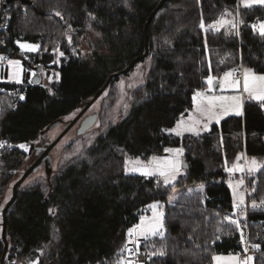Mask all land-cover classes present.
Listing matches in <instances>:
<instances>
[{"label":"trees","instance_id":"1","mask_svg":"<svg viewBox=\"0 0 264 264\" xmlns=\"http://www.w3.org/2000/svg\"><path fill=\"white\" fill-rule=\"evenodd\" d=\"M159 1L7 2L2 50L30 70L42 66L46 75L56 76L49 84L43 72L39 84L31 83L32 74L25 85L3 83L0 139L41 146L42 133L50 124L82 108L112 72L143 53L144 25ZM222 18L236 22L235 27L226 23L210 27ZM262 20L264 5L245 7L238 0L167 2L149 26L152 65L144 83L133 90L130 113L106 125L85 156L50 180L44 176L34 185L20 187L8 212V239L39 264H115L124 254L129 229L140 223L151 205L167 201L176 187L199 181L204 182V191L183 193L165 207L164 236L142 243L148 264H215L213 257L238 252L239 230L224 219L233 217L234 205L226 167L239 149L264 156V110L246 100L242 116L230 115L199 135L177 136L165 130L193 107L195 93L209 87V75L219 78L240 62L264 73V34L253 28ZM91 24L101 34L98 42L108 48L107 53L95 48L93 60L82 53L85 29ZM17 41L39 48L28 53ZM173 146L184 148L188 164L177 183L164 185L157 177L125 173L127 157ZM26 157L8 150L0 158V198ZM262 198L264 170L246 179L253 237L264 227V208H253L252 201ZM2 229L0 215V253ZM256 264H264V244Z\"/></svg>","mask_w":264,"mask_h":264},{"label":"rangeland","instance_id":"2","mask_svg":"<svg viewBox=\"0 0 264 264\" xmlns=\"http://www.w3.org/2000/svg\"><path fill=\"white\" fill-rule=\"evenodd\" d=\"M242 6H245L242 2H240ZM255 6V5H252ZM250 6V7H252ZM247 7V6H245ZM233 21V20H228ZM234 22V21H233ZM264 22V20L260 21ZM258 22V30H259V23ZM236 24V22H234ZM85 40L82 45V53L83 55L93 60V50L95 48L99 49L101 52L107 53L108 48L105 44L99 43L98 38L100 37V32L96 29V27L91 24L88 26L87 29H85ZM25 52L32 53L34 51H28L27 49H24ZM11 60V59H10ZM16 60V59H14ZM21 62V61H20ZM151 59L150 55L148 58L144 61H141L136 64V66L126 75L118 77L117 81L114 84H111L110 87L104 92V94L88 109L87 115L93 116L95 112H99L97 120L94 124V126L87 131L85 134L78 135L76 137L75 128L70 130L67 134H65L61 140L57 143V145L52 149L51 154L53 156V167L56 171L55 173L59 172L61 169H63L67 164L72 163L73 161H76L80 157L85 156L87 150L92 147V145L95 144L97 138L101 135V133L105 130V126L108 125L111 122L118 123L126 117L131 109H132V93L133 90L144 83L147 73L151 67ZM235 69V68H234ZM246 68L243 67L242 73ZM230 70V69H229ZM19 71V76L17 77L16 73ZM228 71V70H227ZM43 72V71H42ZM47 72V71H46ZM46 72H43V75H46ZM255 72V71H254ZM36 73L35 70L28 69L22 62L19 70H17L16 66L10 65L7 68H3L1 70L0 80L5 83H14L16 85H25L28 82V74H32V76ZM256 74H264V73H258ZM42 73L41 76L43 77ZM46 75V78L44 81L49 84L56 76L54 72H52L48 77ZM223 79V74H222ZM215 78V77H214ZM220 78V77H219ZM219 78H216L213 82V85L211 88H207L206 90L200 91L203 92L205 95H215V96H232V95H239L240 92L234 89H228V88H221L219 93H212L214 92V83L215 81H218L219 85ZM237 79L242 78V74L239 76L236 74ZM42 80V78H41ZM21 87H18L17 89H20ZM207 91L211 92L210 94H207ZM225 91V92H223ZM245 99L244 102L247 100L246 96L247 94H244ZM244 105V103H243ZM196 107V102H195ZM195 107L191 108L187 113L183 114V118L187 120L189 114H194ZM78 109L71 114L64 117V119H70L74 117L79 111ZM217 114L219 115V121L217 122L215 119L211 122L204 121V123H207V128H198L197 130L200 133H204L206 131H209L214 123H219L224 118L230 116V115H236L235 112H233L231 109H229L228 114H222L219 110H217ZM182 116V115H181ZM181 119V117H180ZM179 119V120H180ZM176 126V125H175ZM174 126V127H175ZM172 127V128H174ZM171 128V129H172ZM60 128H57L53 134V137H56L59 133ZM170 130V129H169ZM171 133L170 131H168ZM175 134V133H173ZM187 134H192L190 132H184L180 136H185ZM171 149L176 148H183V147H168ZM166 148V149H168ZM184 149V148H183ZM185 150L183 151L182 155L177 156L176 153H169L165 152H155L151 153L145 156H139L140 160L143 162H147L152 156L157 157H167L169 160L176 161L178 160L180 162V173L177 175L175 181L171 182L170 184H175L177 181H179L180 177L186 174L188 168L185 166ZM240 158L239 160L237 158ZM33 158L30 154L27 155L24 165L21 168L19 172H17L14 176V179L8 184L6 190L4 191V194L0 198V209L4 208L6 203L9 201V199L12 196V188L16 180L20 178L24 170L30 165V163L33 161ZM131 159H135L134 156L127 157L126 161ZM252 158V157H251ZM246 151L244 149H239L236 151L235 159L227 163V171L229 173L226 181L228 186L230 187L232 191V195L234 198V203L239 202V197L241 194L244 196V200L246 201V178H247V171L244 173L241 172H230L229 169L233 167L234 164H239L243 166L245 164V161L247 159H251ZM264 162V161H263ZM126 165V164H125ZM131 166V165H129ZM2 169L0 168V180L2 178ZM54 173V174H55ZM125 173L128 175L131 174H138L142 175L138 172H128L126 171L125 167ZM54 174L50 175L49 177H53ZM44 170L40 169L36 174L28 177V179L22 184V187H28L30 185H34L38 179H41L44 177ZM241 176L243 177L244 183L241 185L238 182L241 179ZM150 177H157L159 180L163 181V177L160 176H150ZM50 180V178H49ZM234 189H235V195H234ZM194 190L204 191L205 190V184L204 182H193L189 184H185L183 186H178L175 188L169 199L165 202H157V207L153 209L152 207H149L147 209V212L142 217L140 224L143 223L145 227H148L153 221H154V212L155 213H163L162 216V222L164 225V215H165V207L167 205H174L181 194L183 193H191ZM258 205H260V202H257ZM162 205V207H161ZM259 207H263L264 205H261ZM164 234H165V228H164ZM159 236V235H157ZM153 237L151 235L148 236V238ZM217 256L223 257L224 259L219 262V264H237V261H240V257L238 255V252L234 253L231 252L229 254H219ZM235 256L237 257V261L229 260V257ZM215 264H218V262L215 260Z\"/></svg>","mask_w":264,"mask_h":264},{"label":"snow or ice","instance_id":"3","mask_svg":"<svg viewBox=\"0 0 264 264\" xmlns=\"http://www.w3.org/2000/svg\"><path fill=\"white\" fill-rule=\"evenodd\" d=\"M240 2H242L247 7H250L252 5H264V0H238V4ZM56 15L61 16V13L56 12ZM225 23L231 24L233 27H235V23L233 21H226L223 18L218 21L215 25H211L210 27H217ZM241 23H243V21H241ZM201 27H204L203 23L201 24ZM256 27L257 25H253V28ZM259 31L261 34H264V22L259 23ZM67 39L68 42L71 43V36H68ZM17 43L20 44V48L22 50L27 49L28 51H36L39 48V45L36 44H24L20 43V41H17ZM59 55L63 56V53H60ZM3 59H5V57L0 56V60ZM8 63L10 65L16 66L17 70H19L21 66V62L19 60H9ZM237 72L238 69H230L228 71H225L223 73V79L219 81V86L221 88L237 90L238 92H240L239 95L215 96L205 95L203 92L197 91L193 96V101L196 102L194 114H189L187 120L183 118L182 114L181 119L177 121L176 126L170 130L165 131L175 133L177 136L182 135L184 132H190L199 135V131L197 130L198 128H207V123H204V121L211 122L214 119L217 122L219 121V115L217 114V110H219L222 114L226 115L228 114L229 109H231L233 112H235L236 115L242 116L245 93L247 94V100L256 102L259 107L264 110V74H256L253 69H245L242 73V78L237 79ZM16 75L17 77L19 76V71H17ZM214 79L216 78L211 75L207 77L206 82L209 88L212 87ZM21 99H23V96H21ZM0 110H3V105H0ZM6 143V141H0V147H4ZM19 147L24 148L25 150H27L28 148V146L25 144H21L19 145ZM183 151V148L165 149V152L176 153L177 156L182 155ZM237 159L239 160L240 158L238 157ZM125 167L126 171L128 172H138L146 177L157 175L163 177L164 185H168L171 182L175 181L177 175L180 173V162L178 160H169L167 157L152 156L147 162L141 161L139 157H136L135 159L129 158V160L126 161ZM260 170H264V162L257 161L255 157L247 159L243 166L237 163L234 164L231 169H229L230 172L238 171L241 173H244L245 171H247L248 173H253ZM238 183L241 185L244 183L242 176ZM253 191H255V189H253ZM261 205H264V198L261 199L260 205H258L255 200L252 201L253 208L259 207ZM150 207L155 209L157 207V204H153ZM233 207L240 209L241 215H245L244 209L246 206L243 194H241V196L239 197V202L234 203ZM162 216V212H154V221L148 227H145L143 223L140 225H136L134 228L129 229V235L131 236L133 233H136L139 236L144 237L145 239H147L149 235H159L163 237L164 225L161 219ZM224 219L230 225H234L237 230H240L241 240L243 241L244 236L241 229L240 220L238 218L234 219L232 218V216H226ZM252 247L258 249L260 245L253 244ZM125 249H127V245L124 246V249H122V251ZM244 251L247 252V247H245ZM155 254L156 253H153V255ZM159 254L163 256L164 252L160 251ZM213 259L216 260L219 264V262L222 261L224 258L216 256L213 257ZM229 260L237 261V257H229ZM251 260L252 257L248 256L243 260L237 261V264H249V261ZM33 264H37V262L34 261Z\"/></svg>","mask_w":264,"mask_h":264},{"label":"built area","instance_id":"4","mask_svg":"<svg viewBox=\"0 0 264 264\" xmlns=\"http://www.w3.org/2000/svg\"><path fill=\"white\" fill-rule=\"evenodd\" d=\"M6 5L7 0H0V56L5 57V59L0 60V75L1 70L3 68H7L10 66L8 61L10 60V57L7 52L3 51L1 46L4 40V34L8 29V21H9V15L6 13ZM228 24V23H226ZM253 25H257L256 28H254V31H258V22H254ZM243 63L240 62L235 66V69H238L237 74L240 76L242 74L243 70ZM3 83L0 80V93L5 91V86H3ZM0 141H6L7 143L4 145V147H0V158L3 156V154L8 150H18L19 152L23 154H30L32 149L33 142H15L13 140L8 139H0ZM25 144L28 146L27 150L24 148L19 147V145ZM245 215H241V210L238 208L232 209V214L234 219H239L241 223V229L243 232L244 239L241 240V232L239 230V235L236 239V246H238V255L240 257V260L245 259L248 256L252 257V260L249 261V264H256V259L258 254L263 249L264 244V227L261 229V231H258L253 237L252 231H251V218H250V206L245 201ZM139 225V224H138ZM136 226V225H135ZM134 226V227H135ZM133 227V228H134ZM235 238V237H233ZM9 240V239H8ZM145 238L142 236H139L136 233H133L131 236L129 235V232L127 234V249L124 250V254L116 261L115 264H148L149 257L145 251L141 248L142 243L145 242ZM138 241V243H137ZM253 244H258L260 247L253 248ZM245 247H247V252L244 251ZM4 248V246H3ZM37 262L39 264L38 259H29L24 252L22 246L19 243L13 242L9 240V246L8 251L5 257L3 258V250L0 253V264H33V262ZM101 264V263H98Z\"/></svg>","mask_w":264,"mask_h":264},{"label":"water","instance_id":"5","mask_svg":"<svg viewBox=\"0 0 264 264\" xmlns=\"http://www.w3.org/2000/svg\"><path fill=\"white\" fill-rule=\"evenodd\" d=\"M14 0H7V2H12ZM23 3H31L32 0H20ZM171 0H160L157 6L152 10L151 14L149 15L145 25H144V36H145V44H144V51L142 54L137 55L133 59L129 61V63L122 69L116 70L112 72L108 78L106 79V82L101 86V88L96 92V94L86 102V104L81 108V110L78 112L77 116L69 121V125L67 128L59 134L54 140L49 142L46 146H38L35 143L32 144V151H41L39 157L34 160L22 173L20 178L16 180V182L13 185L12 188V196L9 199V201L6 203L4 208L0 209V213L3 218V229H2V240L4 242V248H3V258L7 254L8 246H9V240H8V212L12 205L15 203L19 189L22 186V184L30 177V175L41 165V163L45 160H48L50 157V153L52 149L57 145V143L61 140V138L68 132V130L86 113V111L104 94V92L110 87L112 84V81L117 78L124 76L128 74L137 63L144 61L148 58L150 55V48H151V36L149 33V26L157 16V14L162 10L164 5ZM7 50H11V47H7ZM43 67L38 66L36 69V73L32 76L31 83L32 84H39L41 82V73H42ZM214 89H218V81H215L214 83ZM99 112H95L93 116H88L84 118L81 122V125L78 129V135L85 134L87 131H89L95 124ZM65 122L64 118H59L58 120L54 121L52 124H50L45 131H43L42 136L46 133V131L50 128H52L54 125H58L59 123ZM30 152V153H31ZM186 168H188V164H185Z\"/></svg>","mask_w":264,"mask_h":264},{"label":"flooded vegetation","instance_id":"6","mask_svg":"<svg viewBox=\"0 0 264 264\" xmlns=\"http://www.w3.org/2000/svg\"><path fill=\"white\" fill-rule=\"evenodd\" d=\"M88 111V110H87ZM87 111H86V113L68 130V132L70 131V130H72L73 128H75V133H76V137L78 136V129H79V127H80V125H81V122H82V120L84 119V118H86V117H88V115H87ZM78 114V113H77ZM77 114L74 116V117H72V118H70V119H65V122H63V123H59L58 125H54L52 128H50V129H48L47 131H46V133L42 136V144H41V146L42 147H44V146H46L49 142H51L52 140H54L59 134H61L66 128H67V126L69 125V121L71 120V119H73V118H75L76 116H77ZM57 128H60V130H59V133L57 134V136L56 137H53V134H54V132H55V130L57 129ZM67 132V133H68ZM66 133V134H67ZM40 153H41V151H32L31 153H30V155L32 156V157H34L33 158V161L34 160H36L38 157H39V155H40ZM32 161V162H33ZM53 156H52V154L50 153V157H49V159L48 160H45V161H43L42 163H41V165L30 175V176H32V175H34V174H36L40 169H43L44 170V175L45 176H47V177H49L50 175H52V174H54L56 171L54 170V167H53ZM31 162V163H32ZM30 163V164H31ZM50 178V177H49ZM0 215H1V213H0Z\"/></svg>","mask_w":264,"mask_h":264},{"label":"crops","instance_id":"7","mask_svg":"<svg viewBox=\"0 0 264 264\" xmlns=\"http://www.w3.org/2000/svg\"><path fill=\"white\" fill-rule=\"evenodd\" d=\"M20 43H24V44H34V43H30V42H20ZM37 45V44H36ZM19 46H20V44H19ZM38 50V49H37ZM36 50V51H37ZM36 51H34V52H36ZM234 69V68H233ZM215 80V79H214ZM219 81L220 80H222V77H220L219 79H218ZM220 86L218 85V89L217 90H213L214 92H212V93H219L220 91ZM223 92H225V91H223ZM211 92H209V91H207V94H210ZM193 107H195V102H194V105H193ZM192 107V108H193ZM192 134H194V133H192ZM196 135V134H195ZM245 150V149H244ZM248 155V154H247ZM250 158L251 157H255L256 159H257V161H261V162H263L264 161V156H251V155H248ZM187 162H186V159H185V164H186ZM249 174H251V173H248L247 172V177H248V175ZM247 179V178H246Z\"/></svg>","mask_w":264,"mask_h":264}]
</instances>
